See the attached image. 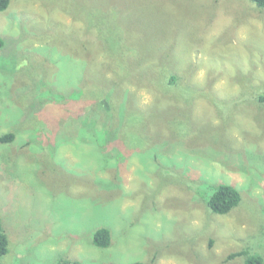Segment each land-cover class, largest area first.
<instances>
[{"label":"rangeland","instance_id":"obj_1","mask_svg":"<svg viewBox=\"0 0 264 264\" xmlns=\"http://www.w3.org/2000/svg\"><path fill=\"white\" fill-rule=\"evenodd\" d=\"M255 7L10 0L0 12V136L15 139L0 143V264H243L231 256L245 249L264 262ZM164 71L188 85L183 100L145 79ZM137 111L148 119L135 122ZM218 184L241 193L228 215L206 206ZM99 228L111 231L106 249L91 243Z\"/></svg>","mask_w":264,"mask_h":264},{"label":"trees","instance_id":"obj_2","mask_svg":"<svg viewBox=\"0 0 264 264\" xmlns=\"http://www.w3.org/2000/svg\"><path fill=\"white\" fill-rule=\"evenodd\" d=\"M250 1L259 10H264V0H250ZM9 4H10V0H0V12H5L9 7ZM115 45L116 44H114V46ZM0 47H2L1 41H0ZM119 72L123 73L122 68L119 69ZM164 72L166 73V75L164 74L160 75L159 73L157 78H151L149 75H147L145 79L148 81V83H152L157 89L169 90L173 94V97L175 94H177L182 99L183 94H178L177 90L184 92L185 86L188 85H184L182 82H180V79H178L177 75L168 71H164ZM117 77L119 79L122 78L123 76L117 73ZM180 88H183V90H181ZM93 100H96V98H92V101ZM106 102H108V100H101L99 104L100 106H103V104L108 106L109 104H107ZM259 102L264 103V98H260ZM127 103L128 102H126L125 104L127 105ZM114 108L116 110L117 105ZM146 113L143 111H137L134 113V115L133 114L131 115V118L135 122H138L140 118L146 120L148 119ZM14 139H15V135L13 133H8L3 136H0V143H11L14 141ZM241 200H242L241 193L239 192L238 189H236L232 185L218 184L217 186L214 187V191L206 201V206L208 207L209 211L215 215H228L233 209H235L240 204ZM91 243L94 247H97L99 249L108 248L111 244V231L108 228L97 229L93 234ZM8 247H9L8 238L2 227V221L0 217V258L8 254L9 252ZM231 257H244L243 264H264L261 257L252 255L250 251H248L247 249L238 253H234ZM133 264H143V263L136 262Z\"/></svg>","mask_w":264,"mask_h":264}]
</instances>
